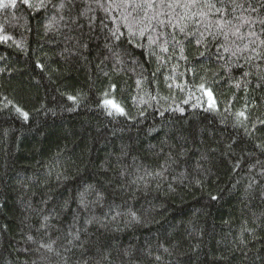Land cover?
<instances>
[{
    "label": "trees",
    "instance_id": "trees-1",
    "mask_svg": "<svg viewBox=\"0 0 264 264\" xmlns=\"http://www.w3.org/2000/svg\"><path fill=\"white\" fill-rule=\"evenodd\" d=\"M60 2L0 6V264H264V64Z\"/></svg>",
    "mask_w": 264,
    "mask_h": 264
},
{
    "label": "snow or ice",
    "instance_id": "snow-or-ice-1",
    "mask_svg": "<svg viewBox=\"0 0 264 264\" xmlns=\"http://www.w3.org/2000/svg\"><path fill=\"white\" fill-rule=\"evenodd\" d=\"M19 2L30 9L34 8L39 11L46 8L51 0H19ZM85 2L87 3L88 0ZM94 2L104 9L110 19L112 12L118 13L120 24L115 28H110V35L107 37L114 42V46L117 48L123 38L129 44L135 42L137 47L151 49L148 55L157 56V49L159 52H168L169 44L174 43L179 46L181 58L187 59L183 55L186 38L196 37V44L201 45L208 37L217 40L222 36L223 40L217 47L218 56L223 58L224 54H228V56L237 59L243 58L245 63L256 61L257 67L264 64V0H255V2L253 0H94ZM68 3H73V0H68ZM10 4L15 8L17 0H10ZM0 6L7 7L8 5L0 0ZM53 7L57 6L53 5ZM58 7L59 9L65 7L64 0H61ZM238 9L240 10L239 15H237ZM84 14L81 12L80 15ZM94 19L90 18V27ZM101 24L103 27H107L103 21ZM257 24L260 26L259 30L256 29ZM167 29L173 30L170 33L171 40L167 38ZM2 30L0 28V31ZM230 37L234 39L230 40ZM8 39L11 37L0 36V40ZM145 40L147 45L143 43ZM236 41L246 42L241 46ZM204 46L207 47L206 44ZM105 47H109V50L112 51V47L107 43ZM244 53H248V55L244 56ZM114 54L118 56V53ZM200 55L203 56L204 53L201 52ZM238 66L243 67V65ZM249 75H251L250 72H243L244 77ZM259 79L264 80V76ZM137 83L139 84L140 81ZM200 87L202 90H206L204 84H201ZM236 87L239 88L240 84L237 83ZM112 89L115 90V85H112ZM206 94L210 101L209 107L214 108L215 103L211 92L206 90ZM105 95L107 96V93ZM68 98L74 99L71 96ZM104 104L111 106L116 113L124 114V109L114 101L105 99ZM16 111L27 120L26 112H21L20 108H17ZM111 114L109 112V115ZM237 115L243 117L245 114L239 112ZM69 235L72 237L69 241L70 244L80 239L78 232L76 234L70 232ZM31 239L32 237H29V240ZM41 247H46L49 251L52 250L51 244H42Z\"/></svg>",
    "mask_w": 264,
    "mask_h": 264
}]
</instances>
